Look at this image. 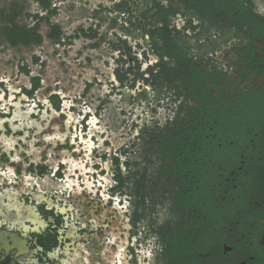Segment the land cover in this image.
I'll return each mask as SVG.
<instances>
[{"label":"flooded vegetation","instance_id":"af4514ba","mask_svg":"<svg viewBox=\"0 0 264 264\" xmlns=\"http://www.w3.org/2000/svg\"><path fill=\"white\" fill-rule=\"evenodd\" d=\"M113 11L148 48L117 37L112 87L170 114L108 152L78 102L0 77V264H264V0Z\"/></svg>","mask_w":264,"mask_h":264},{"label":"rangeland","instance_id":"374dc122","mask_svg":"<svg viewBox=\"0 0 264 264\" xmlns=\"http://www.w3.org/2000/svg\"><path fill=\"white\" fill-rule=\"evenodd\" d=\"M115 1L53 0L56 13L51 15L50 21L60 26V42L47 38L50 25L45 21L39 25L43 37L39 44H12L0 35V77L11 84H16L17 80L28 83V78L19 74L21 66L26 65L29 74L39 76L40 91L55 90L63 99L78 102L76 108L80 112H89V134L94 133L95 143L108 152L127 144L150 121L163 120L170 114L164 104L152 109L159 97L150 88L112 87L115 84L113 69L120 54L114 47L118 45L117 37H126L139 56L148 48L147 40L127 22V15L120 16L113 11ZM12 6L18 8L15 20L20 25H33V17H27L26 13L45 14L32 0H0V11L10 12ZM7 21V17H0V25ZM153 57L149 53L148 59L153 61ZM88 82L91 87L83 95ZM98 104L102 107L97 114ZM133 121L136 127L131 126Z\"/></svg>","mask_w":264,"mask_h":264},{"label":"trees","instance_id":"16d2710c","mask_svg":"<svg viewBox=\"0 0 264 264\" xmlns=\"http://www.w3.org/2000/svg\"><path fill=\"white\" fill-rule=\"evenodd\" d=\"M36 2L42 11L45 14H30L26 13V16L33 17L34 23L33 25H20L16 22L15 18L18 15V8L16 6H12L10 12H6V10L0 11V17H7V23L0 25V35H4L10 43L15 44L20 42L22 44L28 45L30 43L39 44L42 41V35L39 32V25L42 21H45L49 24V31L47 32V38L51 39L52 41H61L62 31L60 26L57 23H52L50 21L51 15L56 13V7L53 6V0H32ZM85 33V32H83ZM87 35V34H86ZM34 61L37 62L38 58L35 57ZM21 70L24 73H29V68L24 65L21 66ZM39 77H35V79ZM39 84V81L36 82Z\"/></svg>","mask_w":264,"mask_h":264}]
</instances>
